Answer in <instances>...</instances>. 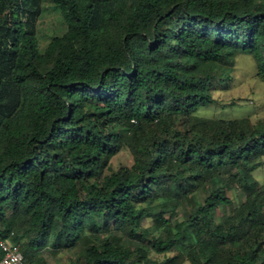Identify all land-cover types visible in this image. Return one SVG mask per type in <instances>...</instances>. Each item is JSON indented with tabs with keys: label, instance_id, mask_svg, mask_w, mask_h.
Wrapping results in <instances>:
<instances>
[{
	"label": "trees",
	"instance_id": "trees-1",
	"mask_svg": "<svg viewBox=\"0 0 264 264\" xmlns=\"http://www.w3.org/2000/svg\"><path fill=\"white\" fill-rule=\"evenodd\" d=\"M52 1L67 29L41 52L42 0H0V241L26 263L264 264V120L195 116L238 55L264 80V0Z\"/></svg>",
	"mask_w": 264,
	"mask_h": 264
},
{
	"label": "rangeland",
	"instance_id": "rangeland-1",
	"mask_svg": "<svg viewBox=\"0 0 264 264\" xmlns=\"http://www.w3.org/2000/svg\"><path fill=\"white\" fill-rule=\"evenodd\" d=\"M67 29V22L60 9L52 0H42V10L38 20V38L39 50L42 52L48 45L54 35L62 34ZM213 95L215 103L201 106L195 113L196 117L205 119H234L247 117L252 123L256 124L264 120V80L257 75V64L250 54H240L237 56L231 74L227 79L216 81L213 86ZM133 163V154L131 150L124 147L111 160L110 170H114L123 165ZM224 174L228 171L224 168ZM255 176L264 181V165L257 168ZM233 199V204L241 203L245 196L235 187L229 191ZM188 206H180L175 220H184L186 218ZM223 210L230 212V207H224ZM145 225L149 226L152 233H159L156 224L151 220H146ZM124 242L137 243V239H129L123 235ZM148 242V239L145 240ZM154 258L163 259V254H158L154 250L151 252ZM77 259V250L66 248L60 251H53L47 248L37 255L35 262L27 260L26 264H73ZM184 264H190L186 261Z\"/></svg>",
	"mask_w": 264,
	"mask_h": 264
},
{
	"label": "built area",
	"instance_id": "built-area-1",
	"mask_svg": "<svg viewBox=\"0 0 264 264\" xmlns=\"http://www.w3.org/2000/svg\"><path fill=\"white\" fill-rule=\"evenodd\" d=\"M0 248L3 252L0 264H26L21 245L13 240H1Z\"/></svg>",
	"mask_w": 264,
	"mask_h": 264
}]
</instances>
